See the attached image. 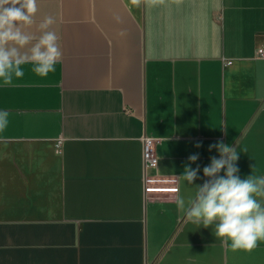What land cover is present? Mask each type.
Listing matches in <instances>:
<instances>
[{"label": "crops", "instance_id": "crops-1", "mask_svg": "<svg viewBox=\"0 0 264 264\" xmlns=\"http://www.w3.org/2000/svg\"><path fill=\"white\" fill-rule=\"evenodd\" d=\"M37 7L26 31L53 17L62 59L47 77L24 65L0 81V264H264V241L232 251L174 202L208 179L217 142L237 148L241 179L264 176V0Z\"/></svg>", "mask_w": 264, "mask_h": 264}, {"label": "clouds", "instance_id": "clouds-1", "mask_svg": "<svg viewBox=\"0 0 264 264\" xmlns=\"http://www.w3.org/2000/svg\"><path fill=\"white\" fill-rule=\"evenodd\" d=\"M160 2L162 0H130V4L136 7ZM37 11V0H0L2 86H13L14 79L22 78L24 65H31V71L37 76L47 77L56 71V65L62 59L58 34L50 30L55 23L53 17L47 16L38 24L39 36L26 31L35 23ZM116 19L119 21V17ZM9 115L8 111L0 110V133L8 128ZM201 146L199 142L195 145L197 148ZM213 148L218 150L219 158L211 157V163L203 168V175L208 179L202 186H195L194 197L185 201L177 195L174 202L188 222L205 228L215 225V236L221 240L222 246L232 251L251 252L259 241H264V204L257 199L264 198V176L252 174L241 179L237 148L223 142L209 145V151ZM198 159V154L188 157L190 164ZM190 164L185 166L179 178L192 185L199 178L200 166L192 169ZM222 169L225 171L221 176Z\"/></svg>", "mask_w": 264, "mask_h": 264}, {"label": "built area", "instance_id": "built-area-1", "mask_svg": "<svg viewBox=\"0 0 264 264\" xmlns=\"http://www.w3.org/2000/svg\"><path fill=\"white\" fill-rule=\"evenodd\" d=\"M259 54L263 56L264 53L262 50H260ZM156 145H157L156 140L145 137L143 160H144V165L146 169L155 168L158 165L159 159H158L157 152H156ZM145 183H150V181L147 178H145ZM146 191L152 192L154 190L150 187H147Z\"/></svg>", "mask_w": 264, "mask_h": 264}]
</instances>
